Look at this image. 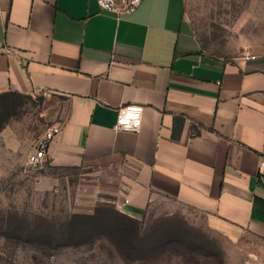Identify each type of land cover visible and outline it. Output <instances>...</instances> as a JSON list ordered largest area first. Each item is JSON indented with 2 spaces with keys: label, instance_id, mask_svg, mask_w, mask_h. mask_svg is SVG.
Instances as JSON below:
<instances>
[{
  "label": "crops",
  "instance_id": "obj_1",
  "mask_svg": "<svg viewBox=\"0 0 264 264\" xmlns=\"http://www.w3.org/2000/svg\"><path fill=\"white\" fill-rule=\"evenodd\" d=\"M189 3L142 0L118 19L96 0H0V95H58L48 162H125L123 213L169 202L264 258V52L209 55ZM126 104L145 107L139 132L114 128ZM11 132L0 177L21 148Z\"/></svg>",
  "mask_w": 264,
  "mask_h": 264
},
{
  "label": "rangeland",
  "instance_id": "obj_2",
  "mask_svg": "<svg viewBox=\"0 0 264 264\" xmlns=\"http://www.w3.org/2000/svg\"><path fill=\"white\" fill-rule=\"evenodd\" d=\"M189 15L209 55L229 58L264 52V0H190ZM13 100L15 113L3 117L0 131L4 127L12 130L21 148L10 157L15 166L0 177V218L17 217L26 233L19 238L17 234L8 236V230L0 234V264L264 262L259 249L244 245L238 249L202 220L169 202L150 206L141 216L133 217L136 222L120 217L115 211H121L125 162L73 166L47 162L43 168H30L28 155L40 135L62 124V105L53 93L17 94ZM99 210L112 216L110 220L116 224L112 228L100 224L89 233L73 236L70 223L74 216ZM32 229L46 236L34 241L28 233Z\"/></svg>",
  "mask_w": 264,
  "mask_h": 264
},
{
  "label": "built area",
  "instance_id": "obj_3",
  "mask_svg": "<svg viewBox=\"0 0 264 264\" xmlns=\"http://www.w3.org/2000/svg\"><path fill=\"white\" fill-rule=\"evenodd\" d=\"M99 6L114 13L117 18L135 12L142 0H96ZM245 60L256 59L257 55L251 52L243 55ZM145 107L140 104H126L118 108V115L114 125L115 130L139 132L142 127V118ZM61 125L46 129L38 138L34 150L28 155V166L40 169L49 161L50 148L55 136L60 132ZM264 165V162L261 164ZM252 264H264L252 263Z\"/></svg>",
  "mask_w": 264,
  "mask_h": 264
},
{
  "label": "trees",
  "instance_id": "obj_4",
  "mask_svg": "<svg viewBox=\"0 0 264 264\" xmlns=\"http://www.w3.org/2000/svg\"><path fill=\"white\" fill-rule=\"evenodd\" d=\"M17 94L21 93H16V92H9V93H4L0 95V114L3 115L0 117V128L4 126V120L3 117H9L13 115L14 112V107L16 106V101L13 100L14 96ZM180 133V127L179 125H176L174 128V137H177L178 134ZM114 211V210H113ZM120 217H123L125 219H128L132 222H136V220L119 211H115ZM112 219V216L110 217L108 214L101 213L99 210L98 212H95L92 215H85V214H79L74 216V220L71 221V227L70 229L72 230L71 233H73V236L77 232H81L83 234L91 232V229L94 228L95 226L102 224L104 226H114L116 224V220L114 223L110 220ZM22 225L20 224V220L15 217V216H6L0 218V234H2L3 231L8 230L9 234L8 236L12 237L11 235H16L17 238H19V235L22 233H26L22 229ZM126 230V234H127ZM29 237L32 238V240L36 241L37 239H41L43 236H46V233L44 234L43 232L37 231V229H32L28 231ZM50 234V233H49ZM34 238V239H33Z\"/></svg>",
  "mask_w": 264,
  "mask_h": 264
}]
</instances>
